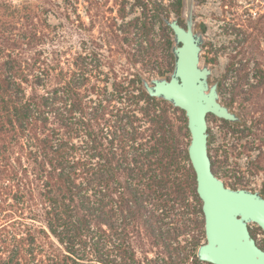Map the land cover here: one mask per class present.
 Returning a JSON list of instances; mask_svg holds the SVG:
<instances>
[{
	"label": "trees",
	"instance_id": "16d2710c",
	"mask_svg": "<svg viewBox=\"0 0 264 264\" xmlns=\"http://www.w3.org/2000/svg\"><path fill=\"white\" fill-rule=\"evenodd\" d=\"M39 26L0 0V264H163L185 234L163 212L198 203L183 112L148 96L140 77L92 103L84 77L40 61ZM158 27L169 50L161 17ZM148 247L159 260L136 261Z\"/></svg>",
	"mask_w": 264,
	"mask_h": 264
},
{
	"label": "rangeland",
	"instance_id": "374dc122",
	"mask_svg": "<svg viewBox=\"0 0 264 264\" xmlns=\"http://www.w3.org/2000/svg\"><path fill=\"white\" fill-rule=\"evenodd\" d=\"M8 1L39 22L43 36L33 49L40 61L55 59L77 82L84 77L88 99L96 105L103 97L117 96L116 85L124 88L136 77L150 80L160 77L158 71L162 77L171 72L173 57L161 46L159 13L184 26L185 0ZM194 20L204 39L200 64L210 68L209 83L218 84L220 103L249 127L241 138L232 123L207 116L212 171L227 187L264 194V0H194ZM238 78L244 81L239 89ZM246 91L256 96L251 99ZM197 204L200 200L190 196L185 205L163 212L166 227L178 235L192 229L188 222L197 217L188 209ZM184 241L180 236L170 245L188 250ZM146 250L136 249V261L159 260L155 248Z\"/></svg>",
	"mask_w": 264,
	"mask_h": 264
},
{
	"label": "water",
	"instance_id": "95a60500",
	"mask_svg": "<svg viewBox=\"0 0 264 264\" xmlns=\"http://www.w3.org/2000/svg\"><path fill=\"white\" fill-rule=\"evenodd\" d=\"M184 26L178 20L162 17L171 31L173 63L168 77L141 79L145 93L183 112L189 140L186 153L195 177V193L201 202L205 243L198 253L210 260L216 256L229 264H264V250L250 237L246 223L264 231V196L257 190L225 186L212 171L208 153L207 116L232 124L240 117L220 103L217 83L210 84V68L200 64L204 39L195 30L194 0H185Z\"/></svg>",
	"mask_w": 264,
	"mask_h": 264
},
{
	"label": "flooded vegetation",
	"instance_id": "af4514ba",
	"mask_svg": "<svg viewBox=\"0 0 264 264\" xmlns=\"http://www.w3.org/2000/svg\"><path fill=\"white\" fill-rule=\"evenodd\" d=\"M261 195L264 196L262 192ZM195 209V215L197 219L190 220L188 223L192 229L186 230L185 234L181 236L184 239V243H188L186 248L188 250L170 252L164 255L163 264H229L228 260H222L216 256V260H210L208 254L198 253L197 249L205 243V230H204V218L201 210V205L192 207ZM247 231L250 237L254 240L255 244L261 250H264V231L255 223H246ZM240 264H246L244 261Z\"/></svg>",
	"mask_w": 264,
	"mask_h": 264
}]
</instances>
